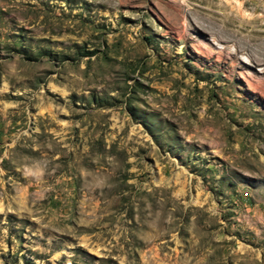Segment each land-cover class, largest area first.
<instances>
[{"label":"rangeland","instance_id":"374dc122","mask_svg":"<svg viewBox=\"0 0 264 264\" xmlns=\"http://www.w3.org/2000/svg\"><path fill=\"white\" fill-rule=\"evenodd\" d=\"M264 0H0V264H264Z\"/></svg>","mask_w":264,"mask_h":264},{"label":"bare ground","instance_id":"6f19581e","mask_svg":"<svg viewBox=\"0 0 264 264\" xmlns=\"http://www.w3.org/2000/svg\"><path fill=\"white\" fill-rule=\"evenodd\" d=\"M264 59V58H263Z\"/></svg>","mask_w":264,"mask_h":264}]
</instances>
